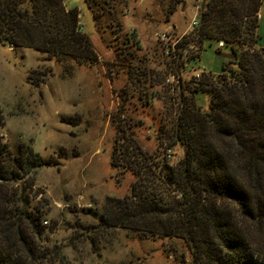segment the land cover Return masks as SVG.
<instances>
[{"label":"rangeland","instance_id":"374dc122","mask_svg":"<svg viewBox=\"0 0 264 264\" xmlns=\"http://www.w3.org/2000/svg\"><path fill=\"white\" fill-rule=\"evenodd\" d=\"M62 2L77 9L80 31L97 56L94 63L58 61L33 49L0 45V140L17 156L21 145L31 147L43 162L14 185L18 192L25 188L22 206L39 208L43 215L38 243L47 259L42 261L187 264L181 240L103 228L99 215L106 198L130 195L134 179L122 162L111 166L114 143L133 140L148 158L156 159L168 149L167 162L176 167L183 148L171 126L184 100L180 91L193 86L194 72L218 75L230 59L229 48L205 42L200 50L192 42L177 50L174 63L164 55L158 35L167 32L180 42L189 36L201 0H97L100 8L94 6L93 13L82 0ZM255 17L259 41L240 51L251 61L264 47V0ZM131 34L134 42L128 38ZM197 52L198 58L188 62ZM255 65H245L244 73L260 83ZM169 75L174 77L166 82ZM204 85L203 92L195 94L201 112L208 110L211 97V86ZM190 91L186 95H192ZM180 254L183 263L178 262Z\"/></svg>","mask_w":264,"mask_h":264},{"label":"trees","instance_id":"16d2710c","mask_svg":"<svg viewBox=\"0 0 264 264\" xmlns=\"http://www.w3.org/2000/svg\"><path fill=\"white\" fill-rule=\"evenodd\" d=\"M82 1L92 13L94 6L100 8L97 0ZM260 5L261 0H201L198 25L177 49L195 42L201 50L205 42H222L230 59L218 75L202 72L191 88L180 91L188 105L183 100L171 126L183 148L176 167L164 156L148 158L133 140L114 143L111 166L122 162L134 179L130 195L106 198L99 226L181 240L187 264H264V47L252 61L240 52L241 46L259 41L255 16ZM128 38L133 40V34ZM0 45L33 49L58 61L97 60L78 26L77 9L62 0H0ZM247 64L257 67L260 83L245 75ZM204 84L211 86V97L208 110L201 112L195 94ZM189 90L192 95H186ZM20 147V155H14L0 140V264H46L38 243L43 215L39 208H24L25 188L18 192L14 186L43 162L31 147ZM184 260L180 254L178 262Z\"/></svg>","mask_w":264,"mask_h":264},{"label":"built area","instance_id":"2783aa9c","mask_svg":"<svg viewBox=\"0 0 264 264\" xmlns=\"http://www.w3.org/2000/svg\"><path fill=\"white\" fill-rule=\"evenodd\" d=\"M197 13H198V6L196 8ZM191 25L193 27V29L198 25L197 24V14L192 18L191 20ZM158 41L160 43H162L163 45V52L165 56H168V58L173 57V59H177V55L175 54L177 49V45L180 43L179 39H175V36H173V34L167 33V32H163L160 33L158 35ZM218 47H222L223 43L222 42H218L217 43ZM180 71H184L183 69H181ZM180 75V72L178 73ZM202 74V72H194L191 75V80L192 83L194 85V82L199 78V76ZM177 75L175 78H177V82L180 80V76ZM174 77V76H172ZM170 77V75L165 79L166 82H169V79L172 78ZM172 80V79H171ZM194 81V82H193ZM163 156L165 159H169L171 157V152L170 150H165L163 153Z\"/></svg>","mask_w":264,"mask_h":264},{"label":"water","instance_id":"95a60500","mask_svg":"<svg viewBox=\"0 0 264 264\" xmlns=\"http://www.w3.org/2000/svg\"><path fill=\"white\" fill-rule=\"evenodd\" d=\"M202 109V108H201Z\"/></svg>","mask_w":264,"mask_h":264}]
</instances>
